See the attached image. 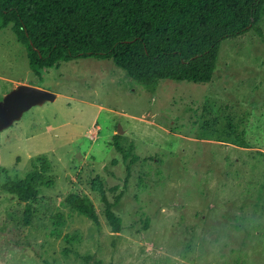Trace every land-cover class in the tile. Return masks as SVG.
<instances>
[{"label":"rangeland","instance_id":"rangeland-1","mask_svg":"<svg viewBox=\"0 0 264 264\" xmlns=\"http://www.w3.org/2000/svg\"><path fill=\"white\" fill-rule=\"evenodd\" d=\"M20 83L57 97L0 131V183L45 156L52 184L28 201V224L27 202L0 190V264H264V14L221 43L208 82L150 86L96 57L34 71L8 24L0 97ZM70 192L90 197L98 225Z\"/></svg>","mask_w":264,"mask_h":264},{"label":"trees","instance_id":"trees-1","mask_svg":"<svg viewBox=\"0 0 264 264\" xmlns=\"http://www.w3.org/2000/svg\"><path fill=\"white\" fill-rule=\"evenodd\" d=\"M264 14V0H0V29L11 24L34 71L84 57L111 59L137 82L159 79L208 82L221 43L253 28ZM115 134L114 145L133 162ZM23 178H7L0 190L27 202L24 222L39 187L52 184L45 156ZM91 186L98 189L99 181ZM66 202L99 224L88 195L70 192ZM107 218L119 231L121 218L105 199ZM68 238V235H66ZM69 240V239H68ZM86 258V257H84Z\"/></svg>","mask_w":264,"mask_h":264},{"label":"water","instance_id":"water-1","mask_svg":"<svg viewBox=\"0 0 264 264\" xmlns=\"http://www.w3.org/2000/svg\"><path fill=\"white\" fill-rule=\"evenodd\" d=\"M56 97L57 93L53 91L24 83L17 84L0 97V131L21 119L31 107L53 101ZM122 131L118 127L117 133Z\"/></svg>","mask_w":264,"mask_h":264},{"label":"crops","instance_id":"crops-1","mask_svg":"<svg viewBox=\"0 0 264 264\" xmlns=\"http://www.w3.org/2000/svg\"><path fill=\"white\" fill-rule=\"evenodd\" d=\"M24 115V114H23Z\"/></svg>","mask_w":264,"mask_h":264}]
</instances>
